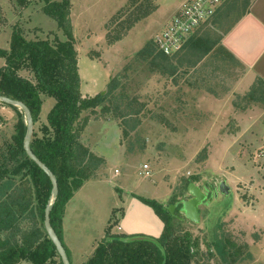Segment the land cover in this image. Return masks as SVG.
Listing matches in <instances>:
<instances>
[{"label": "rangeland", "instance_id": "rangeland-1", "mask_svg": "<svg viewBox=\"0 0 264 264\" xmlns=\"http://www.w3.org/2000/svg\"><path fill=\"white\" fill-rule=\"evenodd\" d=\"M138 1L135 5L134 0H70L82 94L104 92L118 77L117 92L124 96L120 99L118 94L113 100L125 111H137L125 122L113 112L82 114L88 118L82 142L104 162L66 204L62 227L72 262L87 261L110 231L127 237H159L164 221L141 196L164 206L180 202L190 197L185 180L194 177L202 188L213 187L209 189L213 199L200 206V221L185 218L179 205L171 213L175 224H182L178 230L189 231L199 241L192 264H224L209 255L215 234L234 243L231 248L239 257L232 264H264V99L252 89L261 77L242 80L246 68L241 59L231 58L218 46L248 8L246 1L239 0V8L229 11L233 0H224L190 35L199 36L204 48L215 41L212 50L193 65L188 54L184 56L186 51L179 50L174 62L183 56V63L172 75L153 67L140 51L155 42L186 0ZM46 4V0H0V48L10 50L17 28L28 38H66L45 12ZM263 44L260 39L253 49L243 46V51L252 52L248 58L255 60ZM5 64L6 58L0 56V67ZM21 73L29 75L25 70ZM42 100L35 123L40 135L56 102L47 94ZM0 113L1 152L14 141L19 111L0 101ZM221 180L231 186L229 193L218 189Z\"/></svg>", "mask_w": 264, "mask_h": 264}, {"label": "trees", "instance_id": "trees-1", "mask_svg": "<svg viewBox=\"0 0 264 264\" xmlns=\"http://www.w3.org/2000/svg\"><path fill=\"white\" fill-rule=\"evenodd\" d=\"M46 1L45 12L57 21L66 38H28L17 28L12 35L10 50L0 48V56L6 58V64L0 67V94L25 102L32 110L35 123L40 117L42 95H51L56 99L48 115V124L42 125L43 134L40 135L34 127L31 146L58 178L59 194L53 204L51 221L73 264L63 239L62 224L66 204L104 162L101 156L93 153L82 142L81 134L88 122V118H82V114L85 110L104 116L113 112L123 120L137 111H125L120 102L113 100L118 94L120 99L124 96L123 92H117L120 81L118 77L110 81L104 92L94 96L82 94L79 55L70 19V0ZM238 1L230 2L228 10L239 8ZM245 1L249 7L251 0ZM138 2L134 0L135 5ZM215 44V41L210 42L204 48L199 36L192 35L181 49L186 51L184 56L188 54L189 65H193L200 62ZM220 49L234 58L222 46ZM140 54L151 59L153 67L166 74H174L179 64L183 63V56H179V62L176 63V52L172 54L174 56L166 54L153 41L148 42ZM24 70L29 75L21 73ZM252 89L258 90L260 98L264 99V79L260 78V83L253 85ZM255 94L252 92L251 96L257 97ZM110 103L114 104V108ZM8 105L19 111V119L15 125L14 141L0 152V264H22L24 260L33 264H64L44 223L45 209L52 191L51 179L24 148L27 131L25 113L18 106ZM124 133L127 134V131L124 130ZM194 180L197 178L185 180L186 189ZM141 199L151 205L164 221L162 234L157 238L142 235L127 237L110 231L97 244L92 256L79 264L193 263L199 252L198 239L187 230H178L182 224H175L166 206L155 199L142 196ZM175 200L176 195L171 201ZM233 244L229 237L215 234L213 245H209L210 257L218 256L224 264L235 263L239 256L231 248ZM248 255L251 256L250 253Z\"/></svg>", "mask_w": 264, "mask_h": 264}, {"label": "water", "instance_id": "water-1", "mask_svg": "<svg viewBox=\"0 0 264 264\" xmlns=\"http://www.w3.org/2000/svg\"><path fill=\"white\" fill-rule=\"evenodd\" d=\"M0 101L5 102L7 104L18 106L25 113L26 122H27V131L24 140V148L27 154L30 156V158L33 159L49 175L52 182V191L48 200V204L45 209V219H44L45 228L49 237L56 245L57 250L64 264H71V260L68 255L67 249L51 221V211L53 208V204L56 197L59 194L58 178L54 173V171L44 161H42L40 157L36 155V153L33 151L31 146L32 136L35 127L32 110L22 100L15 99L7 95L0 94ZM218 189H220L222 192L229 193L231 186L226 182V180H221L218 185ZM188 191L190 193L189 198L183 199L180 202L172 203L170 205H167L166 207L171 213H174L176 207L179 205L181 206V212L183 213L185 218L190 219L193 222H199L201 219L200 206L202 203L205 202L208 193L195 181H191L189 183ZM208 199H213V197L211 196Z\"/></svg>", "mask_w": 264, "mask_h": 264}, {"label": "crops", "instance_id": "crops-1", "mask_svg": "<svg viewBox=\"0 0 264 264\" xmlns=\"http://www.w3.org/2000/svg\"><path fill=\"white\" fill-rule=\"evenodd\" d=\"M260 39L263 40L264 43V0H251L247 11L218 43V46H222L223 49L232 54L234 58H240L242 64L245 65L246 69L241 77L242 80L247 77L253 80L256 79V77L264 79V44L262 47L263 51L255 60H250L248 58L252 52H249L247 49L243 51V46L249 50L250 48L253 49V43ZM67 207L63 218V227L65 225Z\"/></svg>", "mask_w": 264, "mask_h": 264}, {"label": "built area", "instance_id": "built-area-1", "mask_svg": "<svg viewBox=\"0 0 264 264\" xmlns=\"http://www.w3.org/2000/svg\"><path fill=\"white\" fill-rule=\"evenodd\" d=\"M224 0H186L154 41L166 54L179 51L189 36L211 18ZM145 168L148 164H145ZM148 172V171H147Z\"/></svg>", "mask_w": 264, "mask_h": 264}, {"label": "flooded vegetation", "instance_id": "flooded-vegetation-1", "mask_svg": "<svg viewBox=\"0 0 264 264\" xmlns=\"http://www.w3.org/2000/svg\"><path fill=\"white\" fill-rule=\"evenodd\" d=\"M209 189H210V188H209ZM209 189H205L206 192L208 193L206 200L208 199V197H210L209 195L211 194V191H210ZM206 200H205V202H206Z\"/></svg>", "mask_w": 264, "mask_h": 264}]
</instances>
